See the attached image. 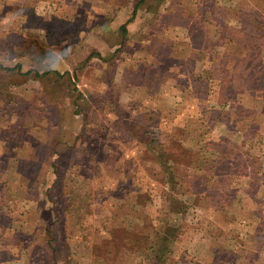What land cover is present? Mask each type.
<instances>
[{
    "label": "rangeland",
    "instance_id": "1",
    "mask_svg": "<svg viewBox=\"0 0 264 264\" xmlns=\"http://www.w3.org/2000/svg\"><path fill=\"white\" fill-rule=\"evenodd\" d=\"M117 1L118 7H112L110 12L102 8L101 0L93 2L96 12L99 10L98 22L106 21V15L108 13L110 15L111 22L114 24L113 27L111 26L110 39L104 43L98 39L88 40L93 32L89 28L83 32L86 34V40H82L81 43L76 42L75 39L71 41L70 46H73L75 50L78 49V52L80 47L85 44L83 54L82 50L77 56H71L72 63L84 68L82 71L74 73L73 79V75L60 74L62 80L57 79L59 83L54 88L58 104H54L53 99L49 102L48 99L45 100V97H38L42 96L44 90L41 86L37 89V85L34 83L35 79H32L36 78L34 74L29 75V78L26 75L24 77L23 73L2 71L0 79L6 81L7 84L10 82L13 87L11 85L12 88H0V124L5 125L1 128V133H3V128H8L10 125V127L13 126V132L19 130L21 133L17 136L10 135L11 139L0 138V140L6 146L15 147H22L26 140H32L36 148L32 147L34 153H31L33 156L31 164L36 169L38 164L36 145L41 143L46 135V131L40 125L45 126L47 124L45 117L48 114L51 116L55 114L58 120H63L61 123L63 124L62 133L66 131V127L69 129L70 123L73 124V129L76 125L79 126L77 129L81 136H76L73 141L75 145L76 143L84 145L88 143L89 147H99L97 142L96 145H92L95 143V138L99 137L96 136L99 131L95 134L91 133L95 130L96 124L87 121V119L92 115L94 117L100 116L105 109L100 104L101 96L98 95L101 94L100 88L98 89L101 86V80L94 79L100 78L98 73L85 66L89 63L87 55L94 50L93 57H98L97 54H101L98 50L102 48V44L110 47V55L99 56L100 59L98 57L92 61L93 66L106 64L104 71H106L105 76H107L109 84L115 81L113 75L115 71L117 72V67L125 65V63H121L122 60L125 59V62L128 56H132L134 60L130 64L139 66L140 71L137 74H130V82L135 81L137 88L133 93L124 87H121L120 90L119 87L116 89L109 88L107 84L104 90L107 92L105 101L108 102L109 107L114 110L116 108L115 101L122 106H126L125 102L129 100H131L130 103L135 99L140 102V96L142 100H147L152 89L155 92L153 93L154 97L158 93L156 98L159 102L163 104L171 102V108L175 109L174 112L180 113L178 122L182 125L184 123L189 124V127L184 125L185 127L167 132L168 134L156 126L157 121L153 126L156 136L165 143L168 151L181 154L184 161L188 160L183 170L184 181L173 192L177 199L171 197L169 199L167 189L165 190L159 184L160 194L165 193L167 198L164 199L165 202L156 199V204L153 206V209H164L165 211L170 206L171 213L180 217L179 215L184 213L181 212L184 202L187 204L184 216L187 215L188 222L183 226L184 232L180 237V244L176 246L178 252L175 256L176 259L183 251L189 252L186 249L188 242L196 232L206 227V232L213 238L214 247L216 249L219 247V254L221 253L218 258L221 261H218L217 264H264V182L259 184L260 182L252 181L251 184H246L245 174L234 172V161L236 162V160L243 164L253 161L257 168H259V164L264 162V82L261 85V81L259 82L261 77L257 74L246 75L243 73L244 64L238 65L237 69L235 67L237 60L242 62L246 56L255 57L254 53L257 54V52L263 54L262 57L264 58V36L262 35L264 34V0H214L212 3L206 2L211 9L215 8L216 11H213L216 15L212 16L210 13L203 15L204 24L202 26L204 29L199 28L193 22V19L199 16L197 7L199 5L204 6V0H144L138 4V0ZM97 6L99 7L97 8ZM121 7L123 8L121 9ZM135 7L137 8L135 9ZM203 8H200L201 12ZM241 9L247 10V12H256L258 22L243 26L238 18V10ZM213 11L210 10V12ZM190 16L194 17L190 18ZM80 22L78 28L81 29ZM124 23L126 31L120 28ZM96 31L95 33L98 32ZM255 31L256 37L251 39L252 33ZM123 32H126V34L124 33L125 36L127 33L130 36L128 42L121 41ZM235 33L241 37H237V40L233 37H227ZM247 43H249L248 48H246ZM108 50L102 49V52L107 54ZM149 55H152L151 64L149 63ZM235 55L236 59L233 58ZM48 60L57 64L55 57H48ZM99 60L101 62L98 64ZM118 62H120L119 65ZM115 65L116 67H114ZM182 67L185 71L183 74L180 73ZM261 69L264 70L262 65L259 67L260 73ZM171 71L172 75L175 76L170 83H167ZM185 74L188 76H182ZM66 75L71 76L70 80H63V76ZM27 81L29 82L27 83ZM115 84L117 85V82ZM91 88L93 90L97 88L95 96L92 97L89 96L91 95ZM12 99H17L19 102L11 103L10 100ZM96 103L97 105L94 106ZM43 106H45L44 113L40 109ZM129 107V113L131 115L135 113L139 119L142 117L144 119L153 118L149 114L151 111H145L147 106L144 108L143 104L142 107L139 105L135 109H132L130 105L123 108L127 112ZM7 134H9L8 131ZM67 136L68 133H65L61 137L62 147L65 146V142L67 144V138L69 143L71 141L70 136ZM49 140L52 142L49 148L52 149L49 155L44 158L46 168L34 170L33 175L29 178L35 179V183L42 184V191L45 196L44 203L36 201L15 202V208L20 204L26 209L29 208L32 216L34 214V218L32 221L31 216L26 225L19 223L21 228H30V230L15 233L17 236L15 234L14 236L16 240L29 245L32 259L37 258L40 254L49 260L51 255L48 250L45 251V248L49 237L47 228H50L49 231L55 238L53 244L57 249L56 257L62 258V264H77L73 261L74 255H77L79 259L81 257L92 259L89 249L93 244L101 242V226L107 225L100 222L101 217L95 218L93 232H90V212L93 211L95 214V212L100 211L101 204H103V208L113 202L112 196L115 199H121L114 201L116 203L122 202L121 207H123L124 191L110 188L109 195L101 197V186L87 185L86 182L88 181H84L86 180L84 177H77L78 179H76L78 176H75L74 172L76 171L69 169L65 160L61 161L57 154L53 153L58 148V143L53 141V137ZM211 140L223 142L217 146L210 144ZM80 148L81 146L78 150L82 151ZM182 148L186 149L183 150ZM196 157H199L203 166L206 165L207 167L203 173H198L202 177L196 175ZM91 160L94 161L95 159L92 158ZM58 161L61 163L55 164ZM188 165H193V168L189 169ZM145 168L150 173L146 165ZM212 168L213 170H211ZM79 171L81 170L79 169L78 173ZM63 176L67 178V187L59 189L62 181H64ZM54 180L58 184L52 185ZM232 185L238 187V191L234 195L231 191ZM71 188L72 194L66 196L65 190H71ZM87 191L86 196L85 192ZM246 191H250L251 195L247 194ZM131 195H135V202L136 199L139 201L142 199L143 202L149 200L145 186H142L137 193L132 192ZM108 197L111 199L107 200ZM69 198H72L78 207L82 205L85 208H81L82 215L77 219L72 216V220L68 222L65 230L64 221L68 216L66 211L70 207ZM102 198H105L104 201L101 200ZM124 202L126 201L124 200ZM130 204L132 205V202ZM127 208V211L130 212L131 210L132 213V206L127 205ZM218 209L220 211L217 213ZM100 213H102V209ZM136 213L138 218L133 214L134 216H130V219L140 223L141 219L145 218L143 217L144 211L136 209ZM169 215L170 213L167 214V219ZM12 219L13 216L6 220L11 222ZM3 220L4 218L1 221ZM74 221H77V225L74 224ZM166 227L163 229L165 233L168 232ZM81 229H84L83 234H80ZM142 232L147 237L148 233ZM26 233L31 234L30 236H33V233L36 234L34 239L31 238L32 243L27 240ZM77 235H79V243L75 241ZM83 235H88L86 237L90 241L88 244L83 242V240L85 241ZM161 243L165 245L166 241L162 240ZM72 246H74L73 250ZM129 261L125 259L121 261V264H134L131 258ZM34 264H36L35 261ZM206 264H211V262Z\"/></svg>",
    "mask_w": 264,
    "mask_h": 264
},
{
    "label": "crops",
    "instance_id": "2",
    "mask_svg": "<svg viewBox=\"0 0 264 264\" xmlns=\"http://www.w3.org/2000/svg\"><path fill=\"white\" fill-rule=\"evenodd\" d=\"M95 1L96 0H0V75H2V71H11L12 73H23L24 77L26 75L30 78L26 72L31 71V74H34V77H36L32 79H35L34 83L37 85V89L41 86L44 90L43 94H41L42 96L38 97H45V100L48 99L49 102L53 99V103L58 104L59 102L56 98L57 95L54 94V88H56V84L59 83L57 79L60 78L62 80L60 74L67 73L72 76L74 73H78L84 68L81 65L76 66L77 64L75 65L72 63L71 56H77L82 50L83 54V47L85 44H83V47H80L81 49L78 52V49L75 50L73 46H70L71 41L75 39L76 42L79 41V43H81L82 40H86V34L83 32L85 29L89 28H91L93 32L88 40L98 39L104 43V41L110 39L109 34L111 26L113 27L114 24L111 22L109 13L105 17L106 21H97L99 18V10L97 12L95 10L93 3ZM101 2V6H103L102 8L109 12L112 7H118L117 0H101ZM98 7L99 6H97V8ZM122 8L123 7H121V9ZM193 17L194 16H190V18ZM79 21H81V29L78 28ZM128 29H130V27H128ZM95 31L97 33H95ZM124 33L126 34V32L121 34V41L125 40L128 42L130 36L128 33L125 36ZM227 37H233L237 40V37H241V35L235 33ZM62 42H67L68 44H61ZM102 49L109 50L107 51V54H104L105 52H102ZM98 51L101 53L97 54L98 57L110 55V47L108 48L104 44H102V48ZM93 52L94 50L88 53L87 57L89 63L85 66L94 69L93 71H96L99 75L98 77H100L94 79L101 80V86L98 87V89L100 88L101 90V94L98 95L101 96L100 104L104 106L103 108L105 110L100 116H89L87 121L96 124V126L92 125L95 127H93L95 130L91 131V133L95 134L99 131L96 133V136L99 137L95 138V143L92 145L98 143L99 147H89L88 143H85L86 146L81 143H76L75 145V142L73 141L76 139V136H81V133L77 129L79 126L76 125L75 129H73V124L70 123L69 129L66 127V131L62 133L63 124L61 123L63 120H58L55 114H53V116L48 114L46 117L44 116L45 120H47V124H45V126L40 125V127H43L46 131V135L41 143L36 145V159L38 161L36 169L39 168L40 170H44L46 168V161L44 158L49 155L52 149L49 148L52 144L49 138L53 137V141L58 143V148H56L53 153L57 154V157H59L61 161L65 160L69 169L71 168L76 171L74 172L75 176L78 175L76 176V179H78L77 177H84L86 178L84 181H88L86 182L87 185L94 186V184H96L97 187L101 186V197L109 195V191H111L110 188L115 190L119 189L118 187L120 186L130 185L132 186L130 189H140L142 186H145L149 194V200H146V202L144 201L145 203L142 199H140L141 201L137 199L136 202L133 201L134 204L136 203L135 206L133 204L135 210L144 211L143 217L145 218L143 220L141 219L139 227L142 231L147 233L153 230L161 231L166 227L168 213H166L164 209H153V206L156 204V199H161V202H165L167 195L165 193L160 194L158 189L160 181L153 174L147 172L145 162H143L145 145L135 136V133L131 132L134 129H130L129 127L132 126L131 123H133L132 120L136 117V114L134 113L131 115L129 113L130 107L127 112L123 107L130 105L132 109H135L138 108L139 105L142 107V104L144 108L147 106L145 111H151V117H153L151 118V122H153L152 125L154 126L155 121H157L156 126H158V128L164 133L172 132L177 128L185 127L186 125L189 127V124L184 123V126L178 122L180 113L178 114V112H174L175 109L171 108V102H165V104L159 102L156 98L158 93L154 97L153 93L155 92H153L152 89L148 96L149 99L147 100H142L140 96V102H137L135 99V101L130 103L131 100H129L128 102H125L126 106H122L115 101L114 105H116V108L114 110L111 109L108 102L105 101L107 98L105 97L107 96V92L104 90V87H106L107 84L109 88L116 89L119 87V90L121 87H124L134 93L137 85L135 81L130 82V74H137L140 69L138 68L139 66L136 67L135 65L130 64L134 58L128 56L125 62V59L121 62L125 63V65L117 67V72L115 71V74L113 75L115 78L114 83L112 82L109 84L107 80L108 78L105 76L106 71H104V65L106 64L93 66L94 64L92 61H94L95 58L98 59V57H93ZM46 56L51 58L55 57L57 64H53ZM149 58V63L151 64L152 55H149ZM100 62L101 61L99 60L98 64ZM119 64L120 62H118V65ZM114 67H116V65ZM180 73H185L183 67ZM186 74L182 76L187 77L188 75ZM68 75L63 76V80H70L71 76ZM118 76L120 77L118 78ZM173 76L175 75H172L171 71L170 79H167L166 82L170 83V81L173 80ZM73 77L74 75L72 76V79ZM28 82L29 81H27V83ZM116 82L118 86L115 84ZM11 85L10 82L7 84L6 81L0 79V88L6 89L11 87ZM96 90L97 88L94 90L91 88V95L89 96H95ZM2 97L5 99L4 96ZM17 102H19V100L12 99L11 103ZM96 105L97 103L94 106ZM1 127H5V125L0 124V134H2ZM65 133H68L67 137L70 136L71 141L69 143L67 138V144L65 142V146L62 147L60 140ZM34 145L35 144L32 140H26L25 145L22 147L11 145L6 146L5 143L0 140V264H27L29 261H32L28 246L25 242L16 240L14 234L20 233L21 231H29L30 228H21V224H28L30 217L32 216V212L29 211V208L26 209L21 206V204L15 208V202L23 201V203H29L31 201H36L43 204L45 199L42 191V184L35 183V179H29L31 175H33L34 170H36L31 164L33 158L31 153H34V150H32ZM79 146H81L82 149H80L82 151L78 150ZM92 148L94 149L92 150ZM182 149L185 150L186 148ZM197 152H200V150H197ZM235 154H237V152ZM92 158L95 160L92 161ZM59 162L60 161L55 162V164ZM196 163L197 166H200L197 169L196 175L202 177L201 174L198 173H203L204 169H207V167L206 165L203 166L199 157H196ZM214 168L216 169L215 165ZM234 168V172L237 174H245L244 176L247 180L246 184H251L252 181L260 182L259 184L264 182V162L259 164V168H257L253 161H250L248 164H243L236 160V162L234 161ZM69 169L66 170L68 171ZM79 169L81 170L79 171L80 174L78 173ZM63 178L64 181H62L59 189L67 187V178L65 176H63ZM54 184L58 183L54 180L52 185ZM237 188V186L232 185L231 191L233 195L238 191ZM96 191L99 192V190ZM194 191L196 192V189ZM249 192L250 191H246L247 194L251 195ZM87 193L88 191L85 192L86 196ZM71 194L72 188L71 190H65L66 196ZM46 198L48 199L47 196ZM53 198L55 199L56 197ZM111 198L114 200H121L115 199L113 196ZM111 198L108 197L107 200H110ZM104 199L102 198L101 200L104 201ZM128 199L129 195L124 191L122 198L123 203L124 200L126 201ZM132 199L134 200L135 196H132ZM114 200L103 208V204H101L102 213H100L101 209L99 212H95V214L93 211L90 212V232H93L92 229L93 223L95 224V218L101 217L102 219L100 222H104V224L107 225L113 222L116 211L122 206V202L116 203ZM68 202L70 205L77 206V203H75L72 198H69ZM77 211L82 215L83 211L81 209L71 210L68 208L66 211L68 216L64 221L65 230L67 229L68 222L72 220V216H75ZM218 211H220V209L217 210V213ZM11 215L13 216L11 222L10 220L7 221L6 219L10 217L12 218ZM3 218L5 221H1ZM33 218L34 214L32 216V221ZM74 224L77 225V221H74ZM205 228H201L199 232H196L193 235L194 237L188 242L189 244L186 246V249L189 253L198 257L202 264L209 262H211V264H217L218 261H221L220 259L218 260L221 253L219 254V247L218 249L214 247L213 238L206 232ZM84 229L88 230L87 228ZM84 229L80 230V234H83ZM83 236L85 238V241L83 240V242L88 244L90 242L86 238L88 235ZM67 239L74 241L73 239ZM78 239L79 235L75 238L76 243H79ZM73 249L74 246H72V250ZM56 259L57 262L53 264H62V258L60 256ZM73 261L77 264H92L91 259L88 257H81L79 259L77 255H74ZM214 261L215 263H213Z\"/></svg>",
    "mask_w": 264,
    "mask_h": 264
},
{
    "label": "trees",
    "instance_id": "3",
    "mask_svg": "<svg viewBox=\"0 0 264 264\" xmlns=\"http://www.w3.org/2000/svg\"><path fill=\"white\" fill-rule=\"evenodd\" d=\"M143 1L144 0H138L137 4ZM204 1H205L204 6L199 5L197 7V12L199 16H196L193 19V22L197 24L196 26H198L199 28L202 27V29H204L202 26L204 24L203 15H206L207 13L212 14V16L216 15V13H214V11H216L215 8L211 9L208 4L210 2L212 3L214 0H204ZM202 7L204 8L203 11L201 12L200 8ZM136 8L137 7H135V9ZM210 10L212 11L214 10V11L210 12ZM238 13H239L238 18L240 19V22L243 26L245 25L247 26L258 22L256 12H252V11L247 12V10L241 9L238 10ZM120 28L121 30L126 31L125 24H122ZM262 35L264 36V34ZM254 37H256V31L255 33H252L251 39H253ZM248 47H249V43H247L246 48ZM254 56L255 57L246 56L245 58H243L245 60L242 62H238L237 60L235 67L237 69L238 65L244 64L245 68L243 73H246V75L248 74L259 75L261 77L259 82L261 81V85H262V83L264 82V70L261 69V73H260L259 67L261 65L262 67H264V58L262 57L263 54L257 52V54L254 53ZM233 58L236 59V55ZM31 73H32L31 71L26 72V74L28 75H30ZM10 102H12V100H10ZM40 109L42 110L43 113L45 112V106H43ZM138 117H135L132 120L133 122L131 123L132 126L129 127L130 129L132 128L134 129L131 132L135 133V136L145 145L143 162H145V165L147 166L149 172L152 173L160 181L161 184L160 186H163L165 190L167 189L168 191L167 194L169 195V199L171 198L177 199L174 196L175 194L173 195V192L174 190L177 189L178 185L184 181L185 175L183 173V170L185 167V163L188 160L184 161L181 154H177L176 152L170 150L168 151V147H166L165 143L156 136V131L153 128L150 117L148 119H144L143 117L142 119H139ZM10 126L8 128L2 129L3 133L0 134V138L11 139L10 135L17 136L19 135V133H21L19 132V130L13 132L14 131L13 126L12 127ZM7 131L9 132V134H7ZM222 142L223 141L218 142L211 140L209 143L219 146ZM187 167L191 169L193 168V165L192 166L188 165ZM198 167L200 166L195 165L196 170L198 169ZM186 175L188 176L189 174ZM182 185L185 184L182 183ZM119 190L126 191L127 195H129V199L126 200V202H124L123 207H121V209L115 213L114 220L111 224L101 226V231H102L101 242L97 244H93L92 247L89 249V251L91 252L90 256L92 258L91 259L92 264H121V261L125 259L129 261L130 258L134 264H202L199 258L194 257L186 250L180 253L177 259L175 257L178 254V252L176 251V246L177 244L178 245L180 244L179 243L180 237L184 232L183 226L188 222L187 215L185 214L184 216L187 206L185 202H184V206L181 209V212L184 213L180 214L179 215L180 217H176L174 214L171 213L170 206L167 207L166 211L168 214L170 213V215L166 222L167 224L166 228L168 229L169 233L168 232L165 233V230L163 231L153 230L150 231L146 237L143 235L144 233L142 232V230H140L139 222L130 219V216H134V215L138 218L136 210L133 207L134 200L132 199L131 193L132 192L137 193V191L139 192L140 189H130L129 186L124 185L120 187ZM177 201H181V200H177ZM131 202L132 205L130 204ZM127 205H129L130 207L132 206L131 208L133 209L132 213L131 210L130 212L127 211L128 209ZM135 205L136 203L134 204V206ZM81 208L84 209L85 207H83L82 205H79V207L78 205L77 206L70 205L69 207V209L71 210H78ZM79 216L80 213L77 211L75 218L77 219ZM49 230L50 228H47V232H48L47 234H49V237H48V241L46 242L45 251L48 250L51 257L48 260L46 257L38 254L37 258L35 259H32L31 257L32 261H29L27 264H34V261L36 264H51L57 262L56 259L57 249L53 244L55 238L51 235ZM15 235L17 236V234ZM30 235L31 234L26 233L27 240L31 242V238L34 239L36 234L33 233V236ZM142 237L146 239H143ZM162 240L166 241L165 245L161 243ZM127 257H129V259H127Z\"/></svg>",
    "mask_w": 264,
    "mask_h": 264
}]
</instances>
